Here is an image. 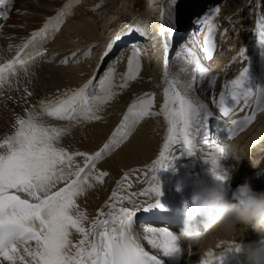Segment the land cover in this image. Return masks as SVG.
Masks as SVG:
<instances>
[{"label":"snow or ice","instance_id":"1","mask_svg":"<svg viewBox=\"0 0 264 264\" xmlns=\"http://www.w3.org/2000/svg\"><path fill=\"white\" fill-rule=\"evenodd\" d=\"M10 2L11 0H0V5ZM78 2L79 0H69L39 31L33 32L30 39L18 46L13 59L0 63V84L6 83L10 76L15 75L18 67L26 70L35 57L42 55L40 51L25 50L30 46L31 49H36L38 42L58 31L73 4ZM176 5L177 0H168L166 10L170 32L176 30ZM213 12L218 13L219 8H215ZM0 18L6 19L7 13ZM206 22L209 27L204 52L211 59L215 47L213 34L216 25L211 22V17ZM131 31L129 29V33ZM164 31L162 26L159 35L164 36ZM256 33L257 44L264 55V17L257 20ZM120 38L119 35L115 37L117 40ZM113 43L108 45L105 56L112 50ZM164 49L167 54V38ZM245 51L242 48L239 56L247 59ZM87 55L89 53H85ZM62 63L67 64V58ZM195 63L200 81L207 80L214 84L215 77L198 60ZM140 71L141 51L138 45H133L127 58V70L122 74L119 85L115 84L114 69L109 68L95 84L94 76L93 80L70 93H64L54 100H41L39 112L35 108L26 110V116L17 118L14 133L0 140L2 261L8 264H165L164 258L180 254L177 236L168 227H146L145 235L141 237L134 230V224L139 211L148 212L153 208L164 210L159 200L162 192L157 173L173 167L169 156L175 145H179L183 153L194 155L197 136L202 131L207 132L210 118L214 116L209 105L196 94L195 77L193 83L182 84L179 80L170 78V73L166 70L164 80L168 86L164 90V103L160 113L151 112L153 97L145 93L129 106L109 141L92 155L78 151L69 153L60 147L59 141L68 129L53 126L46 119L76 123L101 119L97 114L100 105L113 98L115 87L126 88L129 81L136 80ZM180 87L185 88V91H180ZM250 99L255 102V110L243 117L245 125L256 118L258 110H264V88H253L249 67H245L235 79L225 82L224 90L219 93L218 99L213 97L212 103L223 116H227L233 104L239 105L243 101L244 106L249 107ZM157 114H162L167 122V135L159 157L151 168L156 174L153 176L155 183L139 194L150 198L154 196L155 202L142 207L136 204V193L121 196L114 189L111 198L113 202L107 205L109 212L99 214L106 218L92 221L91 227L86 229L84 221L87 216L76 203V198L85 191V186L92 187L88 183L92 172L86 173L85 169H95L96 162L126 139L141 119ZM238 123L240 122L237 120L231 121L232 126ZM235 130V127L229 129L230 132ZM223 153L224 148L219 144L211 150V170L217 180L227 181L228 177L221 167ZM75 156L85 158L84 167L66 172V168H71ZM107 175V172H100L94 179L102 182ZM124 179H127V174ZM60 183L64 186L57 189ZM118 187L125 186L120 183ZM125 201L132 207L125 206ZM73 230L82 237L78 242H73L70 238ZM142 238L147 240L152 249L158 250L160 255L146 250L141 244ZM240 248L239 244L228 247L235 251H240ZM222 260L221 256L217 257L214 252L209 251L200 264H222Z\"/></svg>","mask_w":264,"mask_h":264},{"label":"bare ground","instance_id":"2","mask_svg":"<svg viewBox=\"0 0 264 264\" xmlns=\"http://www.w3.org/2000/svg\"><path fill=\"white\" fill-rule=\"evenodd\" d=\"M102 0H79L74 3L69 14L65 16V23L56 34L49 46L51 50L48 52L45 60L36 68L35 74L30 77L31 82L26 88H34L36 96L33 98L38 102L41 100H54L64 93H69L77 86L81 85L85 78L95 71L98 65H89L90 60H85L77 64L73 63L76 55L73 56L80 46L94 43L97 46H104L102 52L108 48L110 43L113 46L118 42L115 37L121 36L122 32L133 24V19L138 15L150 14L156 16L157 22L164 27V36L157 38L152 44L144 41V48L141 51V71L136 80L128 82L126 88L115 87L113 89L115 95L107 103L100 105L97 113L101 119L92 120L83 123L76 128H68L66 134L59 141V146L66 149L69 153L83 152L89 154L102 141H104L115 125L120 120L129 106L143 96L145 93L153 97V106L151 112L160 113L161 106L164 103V90L168 86L164 80V73L167 70L170 78L179 80L182 84L193 83V78L197 82L199 72L195 71L196 63L208 70L213 69L220 72L222 78H227L233 74H237L246 63V59L239 56L240 50L245 49L246 57L251 49L252 42L257 39L256 26L257 20L263 15L264 6L257 5L258 0H244L243 4H239L233 9L228 10V5L223 11V18L229 24L227 31L222 36V41L215 57L211 61L202 58V54L195 53L193 50L189 52L190 43L195 29L192 25V19L203 11L204 6L209 2L207 0H177L176 5V30L169 31L170 21L168 20L167 5L168 0H105L106 7L102 16L98 10L99 3ZM17 0L16 7L26 12L23 21L10 20L11 28L5 30V34L13 33L16 36L12 41H0L11 48L25 37L32 30L37 28L42 22L47 20L49 16L59 11L69 0ZM237 0H233V3ZM23 3V5H22ZM140 5V11L130 13L133 4ZM230 5V4H229ZM32 9H35L32 11ZM141 12V13H140ZM128 14V15H127ZM227 14V16H226ZM17 18V17H16ZM20 18V17H19ZM22 18V17H21ZM26 22V30H19L20 23ZM119 21L127 26L125 29L119 30ZM117 22V26L113 25ZM19 24V26H17ZM15 25V26H13ZM141 32V29L137 27ZM172 35L174 43L169 46L167 54L164 49L165 38L170 40L168 35ZM114 35V36H113ZM187 35V36H186ZM113 36V38H112ZM187 37V43L184 37ZM112 38V39H111ZM111 39V40H110ZM140 40H145L140 39ZM124 44V43H123ZM131 43H128L129 45ZM74 49V50H72ZM72 50L67 64L61 63L57 56ZM100 48H96L99 52ZM55 58L53 59L52 54ZM97 53H93V61ZM81 57V56H80ZM79 57V58H80ZM127 58L120 61L113 67L115 71V84L119 85L121 76L127 70ZM106 63V62H105ZM104 63V64H105ZM103 64V67H104ZM196 82L194 86H196ZM25 85L26 82H23ZM204 86L199 93V97L203 102H207L204 97ZM180 89H185L180 87ZM25 88L23 93L26 92ZM5 95L0 100V140L8 135H12L15 131L16 120L23 117L19 113V107L24 102L19 90L14 87H8ZM14 102L11 109V103ZM3 116L1 117V115ZM10 115V117H9ZM10 120L12 121L10 124ZM167 135V122L162 114L150 115L144 117L138 124L135 132L109 157L105 158L95 168L97 174L107 172L108 175L103 178L102 182H92V187L85 189L84 193L76 200L79 209L87 216L84 221L86 229L91 227V222L97 219L98 212L105 209L104 202L108 195L112 193L120 178L125 174H130L134 170L138 174V178L143 182L148 180L150 174H153L151 168L153 162L159 157L165 137ZM227 146V155L222 156L221 163L227 168L230 175L234 172L232 178L238 179L242 174L250 173L254 170L264 169V111L260 114L255 124L237 139L222 145ZM72 163L81 165L85 160L84 157L75 156ZM211 166V156L207 159ZM234 163V170L229 166ZM214 236H228L231 238H252L255 234L249 225H239L235 233H224L214 230L211 232ZM78 233H73L71 240L75 242ZM196 253L200 251L198 245L193 246Z\"/></svg>","mask_w":264,"mask_h":264},{"label":"clouds","instance_id":"3","mask_svg":"<svg viewBox=\"0 0 264 264\" xmlns=\"http://www.w3.org/2000/svg\"><path fill=\"white\" fill-rule=\"evenodd\" d=\"M223 154L227 155V146ZM231 197L219 186L194 182L191 198L183 201L178 210L182 227L175 235L180 254L182 241L196 246L214 230L235 233L239 225L245 224L251 226L256 240L243 249L244 264H264V190L254 191L246 181L236 187Z\"/></svg>","mask_w":264,"mask_h":264},{"label":"rangeland","instance_id":"4","mask_svg":"<svg viewBox=\"0 0 264 264\" xmlns=\"http://www.w3.org/2000/svg\"><path fill=\"white\" fill-rule=\"evenodd\" d=\"M25 2H26V0H24ZM123 1V0H122ZM208 1V0H207ZM24 2V3H25ZM142 4H144V0H141L140 1ZM237 2H238V4H236V2H234V4H230V5H228V10H230V11H233V9L235 8V7H237L239 4H243L245 1L244 0H237ZM22 5H23V3H22ZM24 6V5H23ZM105 7H106V1L105 0H102L100 3H99V6H98V10H99V12L101 13V15L103 16L104 15V12H105ZM19 10L20 11H23L24 10V8L23 9H20V7H19ZM35 9H32V11H34ZM130 13H128V14H131L132 12H139L140 11V5L138 4V3H135V4H133L132 6H131V8H130ZM141 13V12H140ZM127 14V15H128ZM24 16H26L25 15V12H21V13H19L18 15H16V19H17V21H23V18H24ZM20 17V18H19ZM22 17V18H21ZM121 21H119V26L121 27V25H123V22L122 23H120ZM26 24V22L24 21L23 23H20V27H19V30H23V29H26V27H27V25H25ZM117 22H115L113 25H115L114 27H116L117 25ZM19 26V25H18ZM124 27H121V28H119V30H121V29H123ZM6 32H8V30L6 31ZM48 52H50L51 50L49 49V50H47ZM94 56H92L91 58H93ZM90 62H92V60H90ZM13 105H14V102H12L11 103V109L13 108ZM3 116V114L1 115V117ZM9 117H10V115H9ZM11 120H10V124H11ZM1 133H2V131H1ZM0 133V134H1Z\"/></svg>","mask_w":264,"mask_h":264}]
</instances>
